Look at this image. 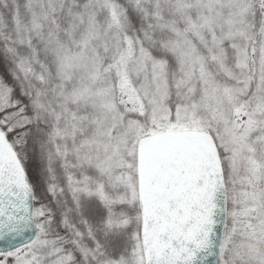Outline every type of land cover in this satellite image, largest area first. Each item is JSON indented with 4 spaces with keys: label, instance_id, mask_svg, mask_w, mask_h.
I'll use <instances>...</instances> for the list:
<instances>
[{
    "label": "snow or ice",
    "instance_id": "1",
    "mask_svg": "<svg viewBox=\"0 0 264 264\" xmlns=\"http://www.w3.org/2000/svg\"><path fill=\"white\" fill-rule=\"evenodd\" d=\"M0 264H264V0H0Z\"/></svg>",
    "mask_w": 264,
    "mask_h": 264
}]
</instances>
